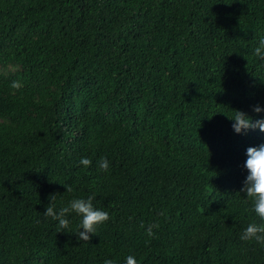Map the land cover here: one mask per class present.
<instances>
[{"label": "trees", "instance_id": "16d2710c", "mask_svg": "<svg viewBox=\"0 0 264 264\" xmlns=\"http://www.w3.org/2000/svg\"><path fill=\"white\" fill-rule=\"evenodd\" d=\"M261 38L264 0H0V264H264L239 238L264 132L228 118L264 119ZM53 195L111 219L58 232Z\"/></svg>", "mask_w": 264, "mask_h": 264}, {"label": "clouds", "instance_id": "9594fccd", "mask_svg": "<svg viewBox=\"0 0 264 264\" xmlns=\"http://www.w3.org/2000/svg\"><path fill=\"white\" fill-rule=\"evenodd\" d=\"M254 55L264 60V38L259 40L258 46L254 49ZM21 87L22 84L19 81H14L11 84V88L14 90H18ZM253 111L260 113L264 111V108L254 106ZM228 118L234 121L232 127L237 134L246 132L249 129H259L261 132H264V119L253 121L252 117L241 110H234V115ZM246 155L247 159L244 167L247 169L248 175L240 191L246 193V202H251V210L259 217L261 222L249 223L239 238L241 241H255L261 246H264V144L247 148ZM80 164L84 167H90L92 160L87 157H82ZM99 167L101 170L107 172L110 167L109 160L106 157H102L99 161ZM64 186L66 192H72L71 186ZM54 200L55 195L50 197V203L46 206L44 215L58 222V232L70 228L71 220L69 217L71 214L75 213L77 216H80L81 222L75 234L81 241H89L90 234L95 235L97 228L111 219L108 211L98 209L94 206L93 197H88L86 199L74 198L68 202L67 206H62L59 209H57L53 203ZM158 228V223L149 224L146 229L147 236L154 237V230ZM81 229H83V231H81ZM104 264H113V261L106 259ZM125 264H137V260L134 256L129 255L125 259Z\"/></svg>", "mask_w": 264, "mask_h": 264}]
</instances>
